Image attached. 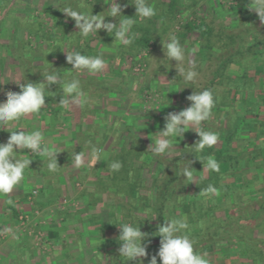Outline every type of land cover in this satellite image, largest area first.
I'll return each instance as SVG.
<instances>
[{
  "label": "trees",
  "instance_id": "obj_1",
  "mask_svg": "<svg viewBox=\"0 0 264 264\" xmlns=\"http://www.w3.org/2000/svg\"><path fill=\"white\" fill-rule=\"evenodd\" d=\"M27 1H31L34 8L39 6L35 3L36 0ZM43 1L46 5H43L44 8L39 6L42 9L38 16L26 15L18 20L20 26L27 28L28 37L21 38L15 30L6 43L0 44L1 51L4 48L10 58L7 64L9 70L16 72L20 83L44 82L42 72L48 69L65 77L62 73L72 68L66 60V51H80L82 54L97 56L101 54L92 45L94 42H103L105 39L107 44H112L115 39L106 30L87 38L82 37L75 20L63 12L70 8L98 15L105 12L109 5L104 0ZM235 1L238 5L232 9L233 16L226 18L225 14L221 17L210 14L204 18L195 14H198L202 2L212 3V0H148L155 7L156 15L141 21L135 17L136 8L129 0H118L122 7L127 5L123 7V14L136 21L132 28V33L135 34L133 43L127 47L122 45V52L127 57H136L140 51L150 47L155 50L171 30L183 43L195 35L198 37V50L194 70L202 74L204 72V80L202 76V80L195 84L183 80L184 85L190 88L183 89V100L191 104L187 97L195 91L205 89L211 90L215 99L212 115L201 127L218 134L216 145L197 152L194 145L200 137L196 134L185 141L180 149L175 150L174 156H153V163L160 166L162 174L152 177L150 185L147 184L149 179L141 176L140 167L136 177L134 171L131 177L128 174L117 177L116 171L106 181L103 178L97 180L105 189L115 187L125 192L118 196L122 208L120 216L105 212V217L113 227H116L114 220L117 224V219H120L119 224H141V231L148 233L143 243L147 245L148 255L145 260L149 264L153 256H157V264H162L157 255L161 240L160 236L155 235L157 226L167 219L184 217L190 226V238L195 242L194 250L201 254L207 253L209 264H215V261L218 263L223 256L226 258L220 261L221 264H225L228 258L230 264H244L240 261L241 258L249 260V264H258L259 260L264 262V240L260 238V234L264 233V179L261 175L264 172V22L247 7L250 0ZM15 4L13 0H0V14L9 7H16ZM188 13L194 15L176 31L180 14ZM2 29L0 35L3 36ZM66 44L68 49H65ZM122 52L120 51L121 54ZM56 59L58 62H54ZM205 62H208L206 69L201 67ZM5 64L0 56V75ZM89 79L91 78H88V83H93ZM81 84L83 88L84 84ZM5 85L0 77V101L6 100ZM10 91L19 92V85ZM48 91L51 93L46 97V105L40 115L55 109L56 103L62 99L63 92L59 85H52ZM164 118L163 115L159 117L161 128L165 125ZM22 119L9 130L19 131L16 127L20 126ZM9 136V131L0 130V143H6ZM77 139L78 147H59L61 152L58 157L72 158L74 152L83 150L86 153L91 147L86 148L80 143L94 141L88 138V133L84 134L82 131H79ZM146 152L142 145L134 146L130 152L124 150L125 154H132L137 159L142 158ZM18 155L26 156V151L23 150ZM177 155L180 157H176ZM209 155L219 162V172H202L203 163L200 159ZM29 159H32V163L25 170V178L21 184L28 177L36 175L44 180L42 189H48L53 172L47 169V157L40 155ZM188 161H192L196 182L189 183L185 181L186 177L180 176ZM71 165V161H59L58 170ZM128 165L124 160L123 166L127 169ZM140 166L142 169L147 164L142 163ZM77 181L80 180L76 178L75 182ZM209 184L219 190V195L206 197L200 193ZM55 191L57 189L54 188L53 192ZM60 192L53 194L54 201L61 196ZM84 197L85 191L76 199ZM92 197L90 195L91 199ZM11 206L14 219H19V210L15 205ZM49 237L51 238L50 233ZM117 264H139V259L128 262L119 258Z\"/></svg>",
  "mask_w": 264,
  "mask_h": 264
},
{
  "label": "crops",
  "instance_id": "obj_2",
  "mask_svg": "<svg viewBox=\"0 0 264 264\" xmlns=\"http://www.w3.org/2000/svg\"><path fill=\"white\" fill-rule=\"evenodd\" d=\"M37 1L39 0L35 3L39 5L40 2ZM13 3L21 4L18 0H13ZM15 11L19 12L9 7L2 13L1 27L3 29H0L3 30L4 38H10L15 30L20 35V29H16V25L9 33L6 31L8 17H11L13 15L11 13ZM107 18L114 19L113 23H117V18ZM181 43L186 49H190L191 46L187 41ZM93 46L105 60L106 67L104 71L95 75L87 71L80 73L79 79L84 84L83 90L91 98L90 104L83 108L73 107L71 112H65L57 102L55 109L43 115L39 113L25 116L20 126L16 128L27 133L41 130L45 142L57 148L78 147L79 131L88 133V138L94 141L88 140L86 143L83 141L80 144L86 148L94 145L107 161H99L94 165L90 149H87L85 166L76 168L71 165L64 170L54 172L50 175L51 178L49 177L51 186L48 189H42L43 178L33 175L10 195H0V264H117V260L121 258L118 240L120 219H117V224L114 220L116 227H113L110 220L105 217V212L115 213L119 217L122 208L118 196L125 192L115 187L105 189L97 180L103 178L106 181L108 176L116 172L108 167V163L116 160L122 164L121 169L117 171V177L126 174L130 176L133 171L136 177L140 167L141 176L149 179L147 184L150 185L152 177L162 174V169L157 163H153L154 157L149 151L153 143L151 138L157 136L163 129L159 117L166 116L170 112H179L190 106L183 100V89L190 88L184 85L183 77L178 76V69L175 67L177 62L165 60L163 63L168 64L169 67L160 65L161 60L166 58L163 44H160L150 57L148 55L150 69L146 77L152 82L153 88L161 91L162 96L160 94L159 103L154 107L156 109L145 112L141 96L142 87L137 86L133 90L132 83L136 79L133 78L131 71L124 67L127 55L120 53L124 47L115 40L112 44H107L105 39L103 42L96 41ZM65 49H68L67 44ZM194 57L195 54L192 56L195 65L197 60ZM207 64L208 62H205L201 67L206 69ZM184 67L188 65L185 64ZM8 71V66L6 68L3 66L0 75L7 86L6 92L16 88L19 82L16 72ZM62 74L65 79H70L72 70ZM88 78H91L89 80H93V83H88ZM196 134L195 131L189 130L185 132L183 138L178 137L173 143L177 144L176 148L181 147L185 141ZM139 145L147 148V154L142 158L137 159L132 154L124 153V150L130 152L134 146ZM25 151L27 158L40 156L33 155L30 149ZM72 158L58 157V164L59 161L60 163L69 162ZM124 160L129 164L127 169L123 166ZM142 163L147 166L141 169ZM261 175L264 179V172ZM76 178L80 181L75 182ZM54 188L61 191V196L55 201L53 194L57 191L53 192ZM35 190H38L36 197L33 196ZM83 191L86 197L77 200L76 197ZM90 195L93 196L92 199ZM31 198L33 199L30 202ZM64 199H68L71 203L63 206ZM11 205H15L19 214L40 210L45 229L51 234V246L47 249H39L32 237L22 235L19 219H14ZM260 238L264 240V233L260 234ZM141 259L143 264H149L145 258ZM240 261L249 264V260L245 258H241ZM258 264H264V262L259 260Z\"/></svg>",
  "mask_w": 264,
  "mask_h": 264
},
{
  "label": "clouds",
  "instance_id": "obj_3",
  "mask_svg": "<svg viewBox=\"0 0 264 264\" xmlns=\"http://www.w3.org/2000/svg\"><path fill=\"white\" fill-rule=\"evenodd\" d=\"M104 2L110 7L99 15L85 14L70 8L64 9L63 12L75 20L76 27L79 29L78 33L84 38L97 34L103 29L109 35H114L116 43L125 47L131 45L135 38L132 28L136 21L123 15V7H127V5L122 7L120 3H117V0H104ZM129 3L135 6V17L141 21L151 19L156 15L155 7L148 0H129ZM247 7L250 11L257 13L259 19L264 22V0H250ZM106 17L118 18L119 23L106 22ZM162 44L166 58L161 60L160 65L169 67L163 61H176L175 67L178 69V76H182L187 83H195L198 74L194 70L192 56L195 54L196 48L186 49L185 45L172 33L169 34L166 41L162 40ZM66 53V60L72 65L70 79H65L60 73L48 69L42 72L44 82L20 83L16 81L20 91H7L5 93L6 100L0 101V130L10 132L7 142L0 143V195H10L20 187L24 180L25 170L30 168L32 163V159L18 155L25 149H30L33 155L46 156L49 172L54 173L60 168L57 157L61 151L58 150L57 146L45 142L41 130L27 133L24 130L10 131V127L29 114H39L46 105V97L50 96L51 93L48 89L52 85H59L62 89L63 96L59 104L65 112H71L73 107L83 108L91 102V98L82 88L79 76L84 71L92 75L104 71L105 60L101 55L89 56L80 51H66ZM185 64L188 65L187 68L184 67ZM137 85V81L132 83L133 90ZM187 100L191 102L190 106L179 112L168 113L164 118V128L158 132L157 136L151 138L153 143L150 145L149 151L153 155L171 156L173 150H177V144H174L173 141L177 140L178 137L183 138L185 132L189 130L195 131L200 137L194 145L197 152H202L205 147L211 148L218 143L217 133L205 131L201 127L203 122L211 117L215 106L212 91L209 89L195 91L187 97ZM90 153L94 165L99 161H107L94 145L91 146ZM85 156L84 150L79 153L74 152L71 164L76 168L85 166ZM176 157L180 156L177 155ZM200 160L203 163L202 172L220 171V164L214 156L209 155ZM191 163L192 161H188L180 173V176L186 177L185 181L189 183L197 180V177L193 175L195 169L191 167ZM108 167L113 171H119L122 164L119 161H113L108 163ZM200 193L206 197H211L219 195V190L209 184ZM140 225L134 226L130 223L118 225L120 228L119 253L121 258L128 262L137 261L138 258H145L148 255L147 245L143 243L148 233L142 232ZM157 229L155 235L161 237L157 255L162 264H209V260L206 258L207 253L201 254L194 250L195 242L190 238V226L186 217L167 219L165 223L159 224ZM139 264H143L142 259L139 260ZM150 264H157V256L151 258Z\"/></svg>",
  "mask_w": 264,
  "mask_h": 264
},
{
  "label": "rangeland",
  "instance_id": "obj_4",
  "mask_svg": "<svg viewBox=\"0 0 264 264\" xmlns=\"http://www.w3.org/2000/svg\"><path fill=\"white\" fill-rule=\"evenodd\" d=\"M213 2L211 3H209V2H202V4H201V7L199 8V10H198V14H195V16H197V17H204V18H206L208 15H212V16H215V15H219V17H221V16H223V14H225V17L227 18L228 16H233V14H231L232 13V9L233 8H235L238 4H237V2L235 1V0H212ZM18 2H20L21 4L20 5H17V4H15L16 5V7H14L15 8V10H19V12L17 13L16 11L15 12H13V13H11V14H13L11 17H8V19H9V21H8V25H7V28H6V31L9 33L10 31H12L13 30V28L15 27V25H16V29L17 28H19L20 29V32H19V34H20V37L21 38H26V37H28V30H27V28L26 27H24V25L23 26H20V24H19V18H24L26 15H29V16H31V15H35V16H38L39 15V12H41V7H43L44 8V6L46 5V3L43 1V0H39L38 2H40V4H39V6H41V7H35L34 8V6H33V3L30 1H27V0H18ZM117 3H118V0H117ZM44 5V6H43ZM110 7V5H108V6H106V10L108 9ZM19 14H21V15H19ZM231 14V15H230ZM3 14H0V28H1V20H2V16ZM99 15V14H98ZM181 15V16H180ZM180 15H178V16H180L181 18H180V20H179V25L178 24H176V25H178V26H176L175 28H177L176 29V31H179L178 29H180L183 25H185L188 21H189V19L194 15V14H180ZM219 19H221V18H219ZM106 22H114V19H106ZM1 30V29H0ZM100 31H104L103 29H101ZM170 33H173V31L171 30L170 31ZM139 34H141V33H139ZM169 36V35H168ZM168 36H166V38L164 39L165 41L168 39ZM0 38H2V39H0V44H3V42H7L6 40H8L7 38H4L2 35H0ZM197 38L198 37H196L195 35H192L191 36V38H188L186 41L190 44V49H192V48H196V51L198 50V46H197ZM115 39H113V41H114ZM95 43V42H94ZM93 43V44H94ZM92 44V45H93ZM2 49H1V46H0V56H1V58H3V60L5 61V65H4V68H6L7 67V64H8V62H9V60H10V58H9V56L6 54V52L3 50V52L1 51ZM154 52V47H153V50H152V52L149 54V57H150V55L152 54ZM125 52H123L122 53V55H125L124 54ZM119 55H121V54H119ZM149 57H148V71L143 75V76H141V77H133L134 79H136V81L138 82V87H142L141 89V96H142V98H143V95H144V93H145V91L146 90H148V91H155V90H157L158 91V95H159V98H160V94H161V96H162V93H161V91L157 88H153L152 87V82L150 81V80H148V78L146 77L147 76V74H148V72H149V69H150V63H149ZM128 58V57H127ZM195 59H196V52H195V57H194ZM197 60V59H196ZM196 65V64H195ZM194 65V66H195ZM187 68V67H186ZM9 69V68H8ZM196 72H197V78H196V82L195 83H197L198 81H200V80H202L203 79V74H204V72L203 71H201V72H203V74L202 73H200V72H198V70H195ZM9 73H13V71L11 72L10 70L8 71ZM201 76H202V79H201ZM145 78H147L146 80H145ZM204 80V79H203ZM194 83V84H195ZM5 87L7 88V86L5 85ZM185 104H187V103H185ZM156 106V105H155ZM154 106V107H155ZM143 109H144V111L145 112H147V109L146 108H144V100H143ZM154 110V109H153ZM189 139H191V138H189ZM188 139V140H189ZM182 147V146H181ZM177 149H180V147H178ZM146 150H147V148H146ZM175 150L176 149H174L173 150V154L171 155V156H165V157H172V156H174V154L176 153L175 152ZM153 156H157V155H153ZM159 156H161V155H159ZM164 156V155H163ZM152 166H154V165H152ZM35 191H38V190H35ZM30 202H31V200H30ZM32 202H34V201H32ZM32 212H33V210H32ZM29 213V212H28ZM43 228H44V230L49 234V232L45 229V225H43ZM224 251V250H223ZM219 255L222 257L223 255H221L220 253H219ZM225 256H223L222 258H221V260L222 261H224L223 260V258H224ZM226 258V257H225ZM211 259V258H210ZM139 260H140V258H139ZM220 260V261H221ZM228 260V259H227ZM227 260H225V264H230V262L229 261H227ZM218 262L217 263V261H215V264H221V262ZM243 263V262H242ZM247 263V262H246Z\"/></svg>",
  "mask_w": 264,
  "mask_h": 264
},
{
  "label": "built area",
  "instance_id": "obj_5",
  "mask_svg": "<svg viewBox=\"0 0 264 264\" xmlns=\"http://www.w3.org/2000/svg\"><path fill=\"white\" fill-rule=\"evenodd\" d=\"M153 47L147 50H142L136 57H128L124 63V67H127L133 77H141L148 71V55L152 52ZM144 107L147 110L154 108L159 103L158 92L146 90L143 95ZM38 195L37 191H34L33 196ZM31 198L30 200H32ZM34 201V200H33ZM71 201L64 199L63 206L69 205ZM74 203V202H73ZM45 224L42 218L40 210H33V213H21L19 216V229L23 236H30L34 239L37 248L47 249L51 246V239L49 234L44 230Z\"/></svg>",
  "mask_w": 264,
  "mask_h": 264
}]
</instances>
